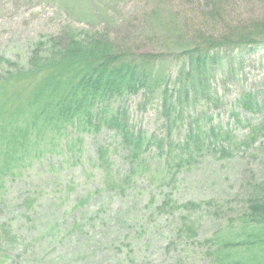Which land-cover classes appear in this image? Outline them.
Masks as SVG:
<instances>
[{"label":"rangeland","instance_id":"obj_1","mask_svg":"<svg viewBox=\"0 0 264 264\" xmlns=\"http://www.w3.org/2000/svg\"><path fill=\"white\" fill-rule=\"evenodd\" d=\"M208 1L0 0V76L10 69L3 60L24 67L32 45L40 39L57 36L63 28L107 31L113 39H130L135 43L138 55L162 48L167 40L171 41L169 38L175 40L174 34L178 30L184 36L183 43L188 38L191 41L194 36L192 25H198V31L238 37L249 36L254 23L264 21V5L260 0H216L218 7L207 9L212 16L221 8L220 16L215 15L213 20L201 10ZM182 25L189 27V33ZM246 47L233 53L237 58L231 78H234L235 70V79L233 84H228L230 91L223 98L222 122L232 121L227 113L239 91H256L264 98V45ZM236 59L239 60L236 62ZM18 85L0 86L6 100L0 103V264H54L52 245H31L27 248L31 259L25 255L18 257L23 251L20 245L24 244L21 235L30 241L36 234L30 231L25 217L36 218L37 214H46V219L53 221L64 220L67 226L79 223L70 237L63 240L66 260L84 256V261L75 264H212L213 257L205 255L207 245L202 246L201 240L199 245L202 247L191 244L186 247L174 239L173 234L168 235L167 232H174L175 228L172 218L156 220L155 227L149 223L152 232H148L140 243L130 241L135 237L131 233L132 226L146 219L152 222L153 217L143 207L150 198L162 195L159 179L162 161L154 157L148 160L146 172L137 176L133 183L136 191L127 188L124 195L112 193L110 196L102 190V172L96 165L97 148L108 149L113 169L111 178L118 176L114 171L121 174L128 171L123 151L113 133L105 127L98 131H83L78 129L76 119L62 120L64 125L53 120L49 126H44L38 118L40 105L47 102L48 108L43 111L49 112V107L52 108L56 101L48 100L50 97L44 94L38 101L30 103V109L25 108L28 89L23 91ZM139 101L140 95L132 96L121 103L115 101L109 109L126 108L130 125L144 130L147 136L161 133L156 130L159 122L154 108L148 105L139 109ZM248 117L244 111L239 113L241 120ZM153 155L152 152L148 158ZM247 162L240 158L239 152H234L231 160L220 161L208 156L200 163L199 171L183 172L186 175L182 186L187 182L189 193L193 191L191 186H195L197 190H203L199 197L206 198L224 193L231 194V199L247 195L253 181L263 178L261 163ZM222 164L225 166L221 169ZM165 176L166 181L171 180L167 174ZM183 197L184 192H179L174 199L180 202ZM193 197L199 198L195 193ZM98 210L100 214L94 215ZM226 219L201 227L200 238H209L221 225V229H226L220 236L216 234L217 240L239 242L238 238L243 239L239 222L231 225ZM245 233L247 236L248 232ZM262 246L264 244L258 245L254 252L264 255ZM130 249L140 250L134 263L128 257ZM250 254L254 253L246 245L232 249V256L246 263H249Z\"/></svg>","mask_w":264,"mask_h":264},{"label":"trees","instance_id":"obj_2","mask_svg":"<svg viewBox=\"0 0 264 264\" xmlns=\"http://www.w3.org/2000/svg\"><path fill=\"white\" fill-rule=\"evenodd\" d=\"M260 3L264 5V0ZM216 4V0H209L204 4L205 9L201 8L210 20L221 14V8L217 15L209 14L207 9H216ZM182 26L189 33V27ZM197 27H191L194 34L191 41L188 38L183 43L184 36L178 30L174 34L175 40L169 38L171 41L167 40L162 48L138 55L135 43L130 39H113L107 31L63 28L57 36L34 43L24 67L3 60L10 69L0 76V86L11 87L18 82L23 91L28 89L25 108L30 109V103L38 101L44 94L50 97L48 100L56 101L52 108L49 107V112L43 111L48 108L47 102L40 105L38 118L44 126H49L53 120L56 123L76 119L78 129L83 131H98L101 127L111 131L123 151L128 171L124 174L114 171L118 176L111 178L113 169L108 149L97 148L96 165L102 172V190L110 196L112 193L124 195L127 188L136 191L133 183L137 176L146 172L148 160L154 157L162 161L159 179L161 186L167 189L160 187L162 195L145 203L143 209L151 214L152 222L146 219L132 226L131 233L135 237L130 241L140 243L148 232H152L149 223L155 227L156 220L172 218L175 228L174 232L168 231V235L173 234L174 239L186 247L189 244L207 245L205 255L213 257L212 264H264V255L254 252L258 245L264 244V98L256 91H239L227 113L232 121H220L221 113L225 111L223 98L230 91L228 84H233L235 79V70L234 78H231L237 58L233 53L246 46L264 45V21H256L249 36L238 37L198 31ZM171 51L172 54H166ZM41 75L44 77L38 78ZM137 95H140L139 109L148 105L154 108L159 122L156 130L161 133L147 136L144 130L130 125L126 108L109 109L115 101L121 103L123 99ZM5 101L0 90V103ZM241 111L247 113L249 119L241 120ZM58 125H64V122ZM152 152L154 155L148 158ZM234 152H239L240 158L247 159V163L259 161L263 167V178L253 181L249 194L233 199L229 193L206 198L199 197L203 190L191 186L193 191L189 193V183L182 186L184 171H199L200 163L208 156L220 161L231 160ZM224 166L222 164L220 168ZM155 171L158 173L156 168ZM166 174L171 177L170 181H166ZM179 192H184L180 202L174 199ZM194 193L199 198H192ZM99 214L100 210L94 213ZM25 218L30 231L36 234L30 241L21 235L24 244L20 245L23 251L18 257L25 255L31 259L27 251L31 245H52L54 264H75L85 260L80 255L68 261L63 254V240L70 237L79 223L67 226L64 220L46 219V214ZM225 218L231 225L239 222L243 239L238 238L239 242L217 240L226 229H221V225L209 238H200L201 227ZM240 245H246L254 253L247 258L249 263L232 256V249ZM261 248L264 252V246ZM139 256L140 250H129L130 262L134 263Z\"/></svg>","mask_w":264,"mask_h":264}]
</instances>
